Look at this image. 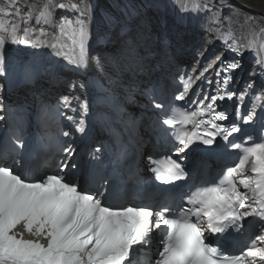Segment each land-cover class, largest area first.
Here are the masks:
<instances>
[{"label": "snow or ice", "instance_id": "snow-or-ice-1", "mask_svg": "<svg viewBox=\"0 0 264 264\" xmlns=\"http://www.w3.org/2000/svg\"><path fill=\"white\" fill-rule=\"evenodd\" d=\"M5 5L0 7V14L12 15L10 9L16 8V0H5ZM66 7L78 13L75 21L61 18L55 25L58 31L50 41L41 40L40 37L47 35L43 25L52 22L56 9ZM201 7L206 6L194 0L192 10L199 11ZM89 15L87 0H70L67 4L61 0H46L39 10L35 5L29 8L22 21L28 26L22 30L17 24L9 27L0 23V76L6 75V44L34 42L37 46L50 47L56 55H64L63 37L72 39L73 43L79 42L78 58L69 59L68 63L76 68H87L85 43L89 35ZM33 17L39 27L29 24ZM260 32L264 33V28ZM252 47L250 43L247 50ZM233 50L240 52L242 47H233ZM238 66L237 63L229 64L224 71ZM97 67L102 70L98 59ZM211 67L210 63L208 68ZM203 75L202 71L195 79ZM228 79L225 76L217 81L218 95L204 96L198 102L190 99V103L197 104L190 113L172 108L165 114L162 123L172 129L176 154L185 152L197 142L211 146L218 136L228 141L233 133L241 132L236 124L226 128L217 123L227 119L224 112H216L217 100H231L236 95L222 87L227 85ZM181 83L183 91L175 99L182 101L193 89L195 80L181 78ZM251 87V84L247 86ZM246 95L247 89L238 99L243 101ZM204 101L209 102L205 104ZM63 103L69 107L70 98L64 97ZM154 106L163 107L160 103ZM81 107L86 109L87 104ZM255 111L256 105L252 104L247 115L242 117V123H251ZM206 115L210 119H200ZM178 116L181 117L180 127L176 126ZM80 123L78 131L83 132V121ZM189 124L191 129L187 127ZM251 139L245 137L242 142L230 143L231 149L239 150L237 162L226 167L214 183L190 190L181 197L182 203L175 209L135 204L114 207L105 202V191H91L82 186L64 161L58 165L57 172L38 178H28L22 171H13L0 164V264H264V247L257 246V242L264 244V233L255 236L243 253L232 256L222 254L217 246L205 241V232L224 233L229 228L238 231L249 216L264 220V142L247 144ZM64 152L67 160L72 150L65 148ZM151 162L155 167L149 170L161 183L167 184L187 175L181 165L170 158ZM14 163L23 169V159L14 160ZM154 233L159 235V240L155 259H152L150 249Z\"/></svg>", "mask_w": 264, "mask_h": 264}, {"label": "bare ground", "instance_id": "bare-ground-1", "mask_svg": "<svg viewBox=\"0 0 264 264\" xmlns=\"http://www.w3.org/2000/svg\"><path fill=\"white\" fill-rule=\"evenodd\" d=\"M63 1V0H61ZM70 2V0H68ZM142 4H145L147 0H137ZM46 2V0H16V8L10 9L12 15L10 17L13 21L6 20L7 17L3 14H0L1 22L9 27L12 24L19 25L22 30L25 25L22 21L27 16L28 10L33 5L36 6V9L39 8ZM79 2V0H77ZM171 8H169L170 13L179 14V13H188L192 11V4L194 0H169ZM201 5L202 10L209 15V17L226 19L228 16H232L233 19H237L239 22L238 26L242 28L243 32L248 34L258 35L260 29L264 28V0H196ZM89 5L90 15L87 18L88 24H90L91 29L96 26V22L99 19L100 15L111 14L113 17L124 16L126 10V5H124L120 0H87ZM6 6L5 0H0V7ZM18 10V14H17ZM2 16V17H1ZM13 16V17H12ZM152 16L154 14L152 13ZM232 20V21H234ZM58 19L56 16V10L53 13V20L49 24H44V30L47 35L40 37L41 40L50 41L51 36L55 34ZM30 25H35V18L29 21ZM255 30V32H253ZM117 42L111 41L108 46H113ZM43 47L46 49V46H37L34 42L27 44H6L5 54L8 57H27L28 54L33 53L37 48ZM111 52V51H109Z\"/></svg>", "mask_w": 264, "mask_h": 264}, {"label": "rangeland", "instance_id": "rangeland-1", "mask_svg": "<svg viewBox=\"0 0 264 264\" xmlns=\"http://www.w3.org/2000/svg\"><path fill=\"white\" fill-rule=\"evenodd\" d=\"M129 1H132V0H129ZM148 1V0H147ZM128 6L126 5V8H127ZM167 7H168V10H169V8H171V6H170V2H169V0H167ZM129 8V7H128ZM2 17V16H1ZM7 17V19L6 20H8V21H10V23L13 21V19L10 17V16H6ZM13 17V16H12ZM0 23H3V22H1V19H0ZM4 24V23H3ZM108 47H111V46H108Z\"/></svg>", "mask_w": 264, "mask_h": 264}]
</instances>
